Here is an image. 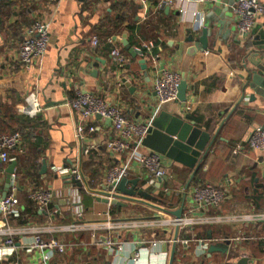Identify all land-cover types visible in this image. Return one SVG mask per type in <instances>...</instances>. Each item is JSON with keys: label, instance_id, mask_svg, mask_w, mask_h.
I'll return each mask as SVG.
<instances>
[{"label": "crops", "instance_id": "crops-1", "mask_svg": "<svg viewBox=\"0 0 264 264\" xmlns=\"http://www.w3.org/2000/svg\"><path fill=\"white\" fill-rule=\"evenodd\" d=\"M164 1L63 0L52 5L48 0H0V124L6 123L5 128L0 126V134L19 131L23 140L20 150L13 154L22 176L17 216L9 220L8 228L25 229V234L14 236V254L0 264H44L42 254L29 250L36 233L47 240H61L70 247L49 264H132V242L138 236L164 241L177 233L150 227L120 234L84 229L73 235L63 229L72 224L102 226L109 221L175 217L179 211L185 213L193 203L190 189L205 183L219 186L230 180L234 184L231 199L218 212H264V153L245 149L239 155L233 154L237 144L247 141L252 129L264 125V98L250 89L244 90L248 80L244 59L258 43L253 31L259 27V33L264 34V18L248 37L237 41L236 0H219L200 7L196 1L182 0L188 15L166 6ZM260 2L264 4V0ZM197 10L202 12L204 27L208 22L212 24V34L208 50L191 55L188 31L192 29V14ZM215 10L219 13L215 14ZM39 20L51 23L50 44L46 55L25 73L18 61L20 44L27 29ZM129 28L135 32H129ZM193 34L195 40L201 35ZM94 37L101 42L96 49L91 44ZM108 38L116 39L124 50V40L139 51L144 44L152 43L156 63L147 62L145 71L140 64L142 55L134 58L128 53L130 60L122 73L121 67L110 58ZM163 68L183 76L188 84L187 101L169 103L159 109L153 86L157 70ZM127 78L134 79L131 87L127 86L129 83L121 85ZM78 88L118 106L130 121L151 124L166 112L208 133L209 151L196 175L193 177L194 170L162 158L168 170L164 185L152 189L143 181L136 189L145 186L144 191L153 199L118 198L127 205L120 208L99 202L97 199L105 193L107 171L118 164H128L129 156L111 155L106 144L114 130L109 121L99 117L85 123L86 138L78 140L76 129L81 116L69 105ZM31 93L37 95L43 109L34 119L18 113ZM89 127H96V131L89 133ZM138 151L151 153L141 144ZM10 165L0 160L3 194L9 191ZM130 165L129 180L148 177L137 162ZM72 167L80 170V187L69 183L59 172ZM42 185L53 191V199L43 211L29 199V193ZM127 188L130 190L132 185ZM79 213L83 215L81 220ZM242 230L233 225L198 227L197 232H183L180 238L208 240V231H212L213 242L220 243L227 237L240 235ZM253 233L263 237L264 229H254ZM108 238L123 243L124 250L110 251L98 245ZM6 239L3 237L2 241ZM163 250L168 253L165 264H234L243 258L249 259V264H264L261 240L242 242L226 254L209 255L207 251L201 258L195 256L194 243L188 248L182 244L175 248L163 245ZM148 262L144 256L140 264Z\"/></svg>", "mask_w": 264, "mask_h": 264}, {"label": "built area", "instance_id": "built-area-1", "mask_svg": "<svg viewBox=\"0 0 264 264\" xmlns=\"http://www.w3.org/2000/svg\"><path fill=\"white\" fill-rule=\"evenodd\" d=\"M52 5H59L63 0H48ZM219 0H196V4L200 6H208L215 4ZM164 4L168 7L179 9L182 15H188L189 11L184 7L182 0H165ZM264 18V4L260 0H238L235 7L236 20V37L237 41H242L248 37L254 30L258 21ZM204 28V17L200 10L192 14V30L199 33ZM51 23L45 20L37 21L32 27L28 28L20 44L18 61L23 72H29L37 62L43 58L50 44ZM107 44L111 47L110 58L112 62L121 67V72H126V66L129 63V56L124 52L123 47L116 39L108 38ZM100 39L94 37L92 46L96 49L100 46ZM153 44H144L140 51L142 57L147 62L156 63L157 58L152 56ZM133 78H127L124 83H132ZM184 81L181 74L171 71L169 68L157 70L154 92L158 100V108L162 109L169 103L177 102L179 87ZM72 110L81 116V124L77 126L76 134L78 140H85L88 123L95 117L109 121L114 130V135L107 142V149L114 157L129 156L128 164H118L109 169L105 175L104 191L110 195V199L124 196L117 192V187L124 179H128L131 175L130 162H137L143 170L146 171L148 177H144L145 186L154 189L157 185L163 186L168 176V170L163 164L162 157L156 153L143 154L138 151V146L143 138L148 134L150 123L133 122L127 119L124 111L111 102L104 101L94 95L76 89V98L69 103ZM42 106L35 93L29 94L25 98V104L18 108V113L30 119L36 118L42 112ZM89 133H94L96 127H89ZM22 134L19 131L12 133L0 134V160L3 163H12L15 161L13 154L20 150L22 145ZM245 149L264 153V125L256 126L250 132L246 142L237 144L233 149L234 155H239ZM85 150V154H88ZM264 164V163H263ZM68 179L75 178L79 182L82 181V175L78 167L64 169L59 171ZM233 182L228 180L224 184L214 186L205 183L203 185L194 186L190 189L192 204H190L185 213L181 217H168L165 219L155 218L153 220H121L109 221L101 225H85L72 224L63 230L75 235L77 232L88 229L96 232L97 230H106L115 234L139 232L143 228L157 227L168 228L177 234L169 240L146 239L138 236L132 242L131 263L140 264L142 258L146 256L149 264H165L168 253L164 252L163 245L168 247H176L179 244L186 248L191 243L197 247L195 252L196 258L206 255L209 248V241L192 237L190 240L180 238L183 232L194 231L198 227H217L233 225L239 226L242 230L240 235L235 237H227L221 241H229V249L237 247L242 242H252L261 240L263 237H256L253 233L254 229H264V212H234L232 214H224L218 211L222 210L225 202L231 199V188ZM143 186L140 189H144ZM19 191V179L17 176V168L11 175V184L7 196L4 198L0 191V213L3 220L0 222V263L15 252L14 236L25 234V229H9V220L17 216ZM29 199L33 201L40 210L46 209L53 199V191L47 186H40L29 193ZM212 211H214L212 213ZM82 213L78 214V218L82 219ZM245 231V232H243ZM3 237H7L2 241ZM110 251H123L124 244L116 243L112 238L99 242ZM70 247L63 241L58 239H45L40 233H36L33 237L29 250L42 254L44 264H49L57 255H64ZM238 262V261H237ZM234 263V264H237ZM233 264V263H232Z\"/></svg>", "mask_w": 264, "mask_h": 264}, {"label": "water", "instance_id": "water-1", "mask_svg": "<svg viewBox=\"0 0 264 264\" xmlns=\"http://www.w3.org/2000/svg\"><path fill=\"white\" fill-rule=\"evenodd\" d=\"M236 2H238V0H236ZM214 13L218 14L219 12L218 10H215ZM260 30L261 29L258 27L253 31L255 41L258 43H255V48L251 50L248 53V56L244 59V69L248 74V80L244 90L250 89L255 95H259L264 98V34L259 33ZM199 32L201 35L197 38V40H195L193 30L191 29L188 31L189 39L187 42L192 44L191 50L189 51L191 55H196L198 52L208 50L209 37L212 34V24L208 22L207 27H204ZM122 43L125 50L132 57L135 58L138 55H142V51L131 47L127 40H124ZM140 64L142 65L143 70H148L147 61L145 59H142ZM127 86L131 87L130 84H127ZM187 90L188 84L186 81H183L179 87V101H187ZM209 140L210 135L205 131L196 128L190 123H186L179 117H174L166 112H162L152 121L148 134L141 141V145L151 153H156L162 158L168 159L173 163H179L194 170V177L203 164L205 156L209 151V149H206ZM17 166V161H13L7 171V189L10 187L11 175L14 173ZM143 181V176L133 180H122L117 187V192L124 196V199H120V201H135L136 196L153 199L152 196L143 189L139 191L136 190L138 186L143 183ZM68 182L78 185L79 187L81 186V183L75 178L68 179ZM128 185H132L130 190L127 188ZM6 196L7 192L3 194L4 198ZM118 198L119 197H114V199H110V195L105 192L104 196L98 198L97 200L105 204L117 206L118 208L126 207L127 205L119 202ZM181 215L182 211H179L175 217L179 218ZM208 240L211 242L208 248L209 255H212L213 253L226 254L228 252L230 245L229 241L214 243L212 231H208ZM237 264H249V259L243 258Z\"/></svg>", "mask_w": 264, "mask_h": 264}, {"label": "trees", "instance_id": "trees-1", "mask_svg": "<svg viewBox=\"0 0 264 264\" xmlns=\"http://www.w3.org/2000/svg\"><path fill=\"white\" fill-rule=\"evenodd\" d=\"M128 31L129 32H131V33H134L135 31H134V29L133 28H129L128 29ZM124 52L129 56V54H128V52H126L125 50H124ZM0 126H3L4 128L6 127V123H1L0 124ZM12 133V132H11ZM18 160V159H17ZM17 176H18V179L20 180L21 179V176H22V174H21V169L19 168H17ZM36 187H38V186H36ZM24 224H26V223H24ZM198 231V228H196L195 230H194V232H197Z\"/></svg>", "mask_w": 264, "mask_h": 264}]
</instances>
